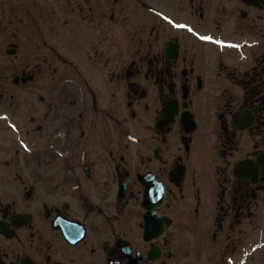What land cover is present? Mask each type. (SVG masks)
Here are the masks:
<instances>
[{"label": "flooded vegetation", "instance_id": "1", "mask_svg": "<svg viewBox=\"0 0 264 264\" xmlns=\"http://www.w3.org/2000/svg\"><path fill=\"white\" fill-rule=\"evenodd\" d=\"M108 1L74 0V5H69L72 1L67 0L69 8L78 11L84 17L89 16L93 27L105 32L109 28L102 21L94 19V16L103 17L108 14ZM262 7L264 9V6ZM67 8L57 7L56 10ZM100 41L103 42L101 39ZM81 48L91 57V52L94 51L98 56L96 61H102L104 67L109 64L104 47L86 46L82 43ZM179 59L181 61L176 60L169 64L159 55L149 58L142 56L138 61H132L134 69L130 65L131 72L127 67L122 71L115 70V75L109 76L107 72L101 76L102 78H90L91 89L96 88L97 93L91 95L89 102L85 104L91 118L86 121L92 127L93 142L101 146V151H93V156H88L87 159L90 164L97 165V168L102 170L103 177L99 178L100 173L93 174L92 165H89V173L85 171L84 175L82 171L80 173L84 181L85 177L88 180L93 179L95 184L91 182L92 186L82 182L75 167H72L74 178L70 180L59 178L56 181L58 172H55L47 186L40 184L42 193L39 196L34 195L33 200L23 207L11 200L13 185L10 178L13 176L16 181L23 179L20 167L0 168V264H108L110 258L117 260L118 264H132L131 258L137 259L138 253L143 256V259H137L139 264H156L149 258V251L153 249V245L144 242L143 238L137 239L135 235L137 229H141L143 216L139 185L132 179L127 185L128 191L122 201H119L118 195L115 197L114 182L125 181L133 169L132 158L127 159L130 152H127L124 146L125 122L131 125L136 133L151 135L149 146L145 145L142 150L141 160L157 174L162 173L161 178L165 176L164 173L168 175L169 170L182 160L190 167L194 159L202 158L216 149L219 158L215 172L219 180L216 176L218 183L209 191V195L213 194L218 199L214 201L215 205L208 208L206 217L224 219L219 216L224 211L225 218L236 219L237 223L239 221L259 223L264 217V182L255 185L231 183L226 187L224 181H220V174L224 176L228 172L229 166L222 168L221 161L224 159L223 162L226 163L229 155L246 154L256 157L264 152V111L261 114V109L264 110V88H261L262 92L247 93L242 100L246 105L241 106L252 107L256 115L248 129L242 131L236 127L234 121L236 109L232 103L220 104L209 110L207 117L213 116L215 119L202 125L200 112L196 108V101L201 97L197 89L199 76L195 77L196 62L193 57L189 58L186 55ZM26 61L42 68L41 64L45 62V57H27ZM119 64L116 62L114 65ZM218 67H223L221 58L218 63L215 62L214 70ZM184 68H188V71L184 72ZM240 70L246 71V74L248 72L264 74V53L254 56L250 65L240 67ZM223 75L230 76L227 70ZM57 76L56 99L67 98L74 103L84 101L83 97H74L78 95L77 90L72 88L76 85L75 80L69 77L67 72H60ZM185 85L189 88L186 97ZM109 87L112 89V103ZM120 94L124 97L123 101L116 100ZM126 95L128 102L125 100ZM174 98L180 101L179 114L174 123H164L166 110L169 107L175 109ZM186 101L188 108L184 106ZM257 101L259 102L255 103ZM126 107L131 120L127 119ZM255 107L259 109L257 112ZM187 109L193 112V118L198 121L194 129L181 121L182 113ZM239 111L240 109L237 112ZM3 157L0 154V158ZM169 161L172 162L170 166ZM11 162L6 161V164L10 165ZM53 181L55 183L51 184ZM208 181L211 182V179ZM22 187L23 184H19L15 188L20 190ZM231 187L236 192L232 201L238 203V206L225 198ZM170 191L172 190L168 188L169 193ZM255 193L259 203L254 199ZM169 206L171 207L170 204ZM59 215L66 221L79 222L85 226L84 236L78 242H67L61 230L52 226V221ZM128 216L134 219L135 226L126 223ZM17 219L19 221H16ZM5 229L9 232L4 231ZM254 231L250 226L242 237L238 238L236 235L224 241L223 247L227 246V250L232 248L234 253L239 252L244 243L252 242ZM140 236L142 237L141 232ZM172 240L170 234L168 242H161L163 255L170 258L180 255L178 244ZM181 243L182 264H188L183 258L189 257L186 232L181 235ZM126 248L131 252V257L127 256ZM217 249L216 245H209L210 253L216 252ZM160 264L174 263L163 260Z\"/></svg>", "mask_w": 264, "mask_h": 264}, {"label": "rangeland", "instance_id": "2", "mask_svg": "<svg viewBox=\"0 0 264 264\" xmlns=\"http://www.w3.org/2000/svg\"><path fill=\"white\" fill-rule=\"evenodd\" d=\"M159 1V0H158ZM27 4V5H26ZM26 4H24L25 8L30 7V10L32 11V15L29 18L30 23L33 22L34 14L39 16L38 19H43L44 21L42 22L43 29H45V32H48L53 35V27L51 28V20H52V15L47 14L45 16V10H44V3L42 4V8H40L41 3L36 1V0H28L26 1ZM23 5L22 0H0V45H4L7 40L9 39H4L8 38L9 36L11 37L10 40L14 39L12 38L13 35L16 34L17 31V25H21L22 22V13L23 11L20 10ZM166 7H171V4L169 2L166 3ZM236 12V13H234ZM233 14L236 16H240V12L237 8L233 10ZM144 15H136L134 17L140 18L141 20H146V17H151L150 15L145 14ZM45 16V17H44ZM136 18L131 17V21L136 23ZM212 27V25H210ZM12 27V30L8 31ZM15 29V30H13ZM35 31V40L38 41V33L37 30L34 29ZM19 40H21V36L19 35L18 37ZM26 46L22 48V53H26ZM213 49L209 50V55L212 59H214L216 56H213L212 54ZM2 61V59H0ZM11 67L4 69V64H0V71H10L11 72ZM209 80V78H208ZM202 110V107H201ZM256 262V261H255Z\"/></svg>", "mask_w": 264, "mask_h": 264}, {"label": "snow or ice", "instance_id": "3", "mask_svg": "<svg viewBox=\"0 0 264 264\" xmlns=\"http://www.w3.org/2000/svg\"><path fill=\"white\" fill-rule=\"evenodd\" d=\"M177 27H184V25H177ZM202 39H211V37H202Z\"/></svg>", "mask_w": 264, "mask_h": 264}]
</instances>
